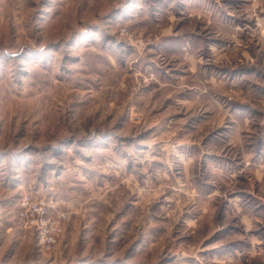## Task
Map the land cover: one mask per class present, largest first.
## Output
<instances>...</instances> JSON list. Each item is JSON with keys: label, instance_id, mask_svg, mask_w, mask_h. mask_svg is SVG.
Here are the masks:
<instances>
[{"label": "rangeland", "instance_id": "rangeland-1", "mask_svg": "<svg viewBox=\"0 0 264 264\" xmlns=\"http://www.w3.org/2000/svg\"><path fill=\"white\" fill-rule=\"evenodd\" d=\"M141 1L0 0V264H264V106L230 87L227 102L178 103L177 77L133 62L172 14ZM53 192L82 206L44 253L20 202L55 215Z\"/></svg>", "mask_w": 264, "mask_h": 264}, {"label": "crops", "instance_id": "crops-1", "mask_svg": "<svg viewBox=\"0 0 264 264\" xmlns=\"http://www.w3.org/2000/svg\"><path fill=\"white\" fill-rule=\"evenodd\" d=\"M160 1L163 4L160 9L161 13L172 12L170 16L165 17L170 25L167 29L163 27V30L159 31L147 29L155 37V42L133 62L137 64L139 60L140 66L157 72L156 76L162 79V82L165 81L161 84L163 86L169 85L166 79L167 77L171 78L170 75L173 78L177 77L178 86L174 87L175 92L177 91V101L178 103L191 102L190 108L202 102L212 103V93L216 97L219 96L220 101L223 99L227 102L229 87L242 97L251 94V98L248 97V100L242 99L241 101L257 100L259 106H264V93H262V88H264V34L261 29L264 25V0ZM144 2H146L144 5L146 6L147 1L144 0ZM178 2L181 3L182 10L179 9L175 12V9L174 11L172 9ZM140 7L143 8V6ZM249 22L252 23L253 28L249 27ZM162 56L174 64V68H170L172 73L168 72V74L163 70L164 62L160 59ZM157 87L156 84L152 85L151 89L141 96V99H144L145 96L150 98L157 96ZM182 87H184L183 91L187 92V97H181L183 91L178 90ZM234 101L238 105L240 104L239 107H236L239 110L256 109L257 107L251 103ZM214 106L218 112L214 115L215 119H221L222 105L216 103ZM204 117L212 118L210 114ZM258 130L259 128L256 129V131ZM257 135L258 143H255L256 146L253 149L264 150V143L261 142L264 130L260 129ZM260 157H258L259 160ZM253 179L257 183H264V173L258 170ZM262 191L264 192V190ZM53 193L52 200L55 201L52 208L57 209L55 211L69 212L71 217L70 221L66 222L64 235V240L66 237L67 243L70 231L77 228L74 218L80 215L79 210L82 202L78 198L73 199L70 194L64 196L63 193ZM0 225L5 227L2 222ZM87 227L85 226L83 230ZM181 256L178 255L172 261H180ZM188 256L186 255V257ZM108 260L111 261L108 262L109 264L113 261L109 258Z\"/></svg>", "mask_w": 264, "mask_h": 264}, {"label": "built area", "instance_id": "built-area-1", "mask_svg": "<svg viewBox=\"0 0 264 264\" xmlns=\"http://www.w3.org/2000/svg\"><path fill=\"white\" fill-rule=\"evenodd\" d=\"M124 32L128 37H132L130 32ZM18 219L22 228L34 234L39 250L50 253L55 251L60 243L68 214L58 211L53 215L45 200L25 195L20 202Z\"/></svg>", "mask_w": 264, "mask_h": 264}]
</instances>
